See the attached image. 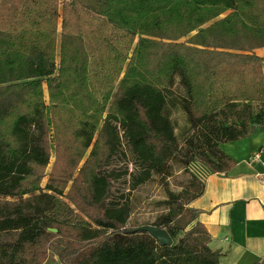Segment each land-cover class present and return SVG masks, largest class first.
<instances>
[{
  "label": "trees",
  "instance_id": "obj_1",
  "mask_svg": "<svg viewBox=\"0 0 264 264\" xmlns=\"http://www.w3.org/2000/svg\"><path fill=\"white\" fill-rule=\"evenodd\" d=\"M261 47L264 0H0V195L20 200L0 207V233L18 231L0 264H40L53 238L64 264H219L190 206L205 190L195 171L148 224L168 231L163 245L126 226L106 169L122 131L139 162L133 187L170 157L230 171L220 143L264 131ZM177 76L193 128H210L185 156L167 114Z\"/></svg>",
  "mask_w": 264,
  "mask_h": 264
},
{
  "label": "crops",
  "instance_id": "obj_2",
  "mask_svg": "<svg viewBox=\"0 0 264 264\" xmlns=\"http://www.w3.org/2000/svg\"><path fill=\"white\" fill-rule=\"evenodd\" d=\"M264 146V131L220 143L236 165L228 172H212L195 164L204 181L202 195L190 203L198 219L208 228L212 249L221 251L219 264H253L264 259V153L252 155Z\"/></svg>",
  "mask_w": 264,
  "mask_h": 264
},
{
  "label": "rangeland",
  "instance_id": "obj_3",
  "mask_svg": "<svg viewBox=\"0 0 264 264\" xmlns=\"http://www.w3.org/2000/svg\"><path fill=\"white\" fill-rule=\"evenodd\" d=\"M256 53L264 56V47L256 49ZM184 97H186V89L181 83L179 76H177L168 92L169 102L167 114L172 119L176 142L182 156L187 154L190 145L203 143L205 138L210 135L208 134L210 128L206 126L203 128H193L188 115L181 105ZM222 123L224 124L223 117L221 116L214 120V126L216 128H219ZM120 134L122 146L106 169L108 174L111 175L113 183L111 199L115 205H124L127 208L129 213L126 222L127 227L157 223L169 210L171 194L179 193L189 185L193 176L192 172L195 171V164L193 166L192 163L187 164L178 157H170L164 170L152 172L148 180L133 187L132 176L134 173H139L140 169H137L139 162L129 149L127 137L123 135L122 131ZM51 151L50 163L46 168V175L41 181L42 187H46L49 180V173L56 159L53 137ZM72 183V180L68 183L64 191L65 194L70 190ZM39 192L38 190L35 194ZM28 196L30 194L25 195L24 198H28ZM64 200L71 203L66 198ZM19 201V198L16 197L0 195V207L4 205H17ZM71 206L74 207V205ZM91 227L99 228L94 223H92ZM49 230L57 232L58 229L50 227ZM17 236V230L1 232L0 251H7ZM63 250L64 244L62 241L58 238H53L46 250V256L40 264H64L60 259V254Z\"/></svg>",
  "mask_w": 264,
  "mask_h": 264
},
{
  "label": "water",
  "instance_id": "obj_4",
  "mask_svg": "<svg viewBox=\"0 0 264 264\" xmlns=\"http://www.w3.org/2000/svg\"><path fill=\"white\" fill-rule=\"evenodd\" d=\"M139 230L149 232L153 237H155L161 244L170 245L172 244V237L168 231L163 227L153 226V225H141L138 227ZM264 264V259H263Z\"/></svg>",
  "mask_w": 264,
  "mask_h": 264
},
{
  "label": "built area",
  "instance_id": "obj_5",
  "mask_svg": "<svg viewBox=\"0 0 264 264\" xmlns=\"http://www.w3.org/2000/svg\"><path fill=\"white\" fill-rule=\"evenodd\" d=\"M263 153H264V146H261L256 152L253 153L252 158L254 160H259ZM258 177L260 178L261 182L264 184V172L259 173Z\"/></svg>",
  "mask_w": 264,
  "mask_h": 264
}]
</instances>
